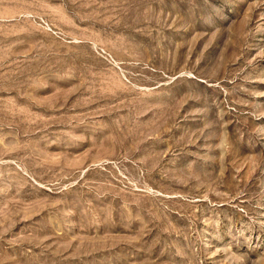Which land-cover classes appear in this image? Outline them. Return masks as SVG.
Returning a JSON list of instances; mask_svg holds the SVG:
<instances>
[{"label": "rangeland", "instance_id": "1", "mask_svg": "<svg viewBox=\"0 0 264 264\" xmlns=\"http://www.w3.org/2000/svg\"><path fill=\"white\" fill-rule=\"evenodd\" d=\"M0 264H264V0H0Z\"/></svg>", "mask_w": 264, "mask_h": 264}]
</instances>
